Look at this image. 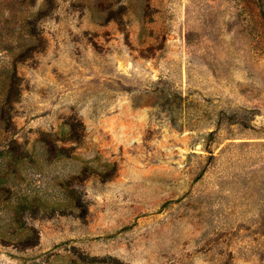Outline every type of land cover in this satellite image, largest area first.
Instances as JSON below:
<instances>
[{"label": "rangeland", "instance_id": "rangeland-1", "mask_svg": "<svg viewBox=\"0 0 264 264\" xmlns=\"http://www.w3.org/2000/svg\"><path fill=\"white\" fill-rule=\"evenodd\" d=\"M0 94V264H264V0H0Z\"/></svg>", "mask_w": 264, "mask_h": 264}, {"label": "trees", "instance_id": "trees-1", "mask_svg": "<svg viewBox=\"0 0 264 264\" xmlns=\"http://www.w3.org/2000/svg\"><path fill=\"white\" fill-rule=\"evenodd\" d=\"M16 81V80H15ZM14 81V79L13 80H10L8 83V87H9V90L8 91H2V95L3 94H5V98H8L7 100H8V103L10 104L11 103V101H12V98H10L13 94H14V92H15V89H16V87H17V83ZM5 86H7V81H5L4 83H3V86H2V89L3 88H5ZM0 94V95H1ZM1 110H3V108L1 109ZM2 112H4V110L2 111ZM4 121V120H3ZM0 122L2 123V121H1V119H0Z\"/></svg>", "mask_w": 264, "mask_h": 264}]
</instances>
